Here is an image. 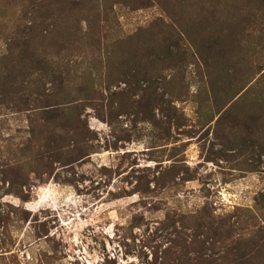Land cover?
Returning a JSON list of instances; mask_svg holds the SVG:
<instances>
[{"label": "rangeland", "instance_id": "rangeland-1", "mask_svg": "<svg viewBox=\"0 0 264 264\" xmlns=\"http://www.w3.org/2000/svg\"><path fill=\"white\" fill-rule=\"evenodd\" d=\"M0 264H264V0H0Z\"/></svg>", "mask_w": 264, "mask_h": 264}, {"label": "trees", "instance_id": "trees-1", "mask_svg": "<svg viewBox=\"0 0 264 264\" xmlns=\"http://www.w3.org/2000/svg\"><path fill=\"white\" fill-rule=\"evenodd\" d=\"M24 44H22V46L24 47V48H26L27 47V45H26V43L25 42H23ZM22 46H19V45H17L16 46V48H18L19 50H22ZM23 56H21V58H22ZM20 58V59H21ZM247 91H245L244 93H246ZM240 93H238V95H239ZM243 95V94H242ZM78 143L79 142H75V144H77L78 145ZM69 147H66V150L68 149ZM58 155V152H57V150H53V151H51V154H50V158L51 159H54L56 156ZM68 162V161H67ZM70 163H72L71 161H70ZM241 249L239 248V247H232V248H230V249H228L227 250V254H226V256L228 257V256H230V258L231 259H233V258H235V257H237V255H243L242 253H241Z\"/></svg>", "mask_w": 264, "mask_h": 264}]
</instances>
